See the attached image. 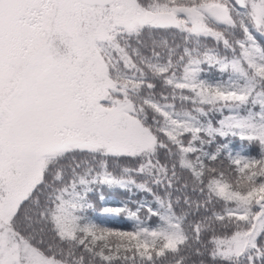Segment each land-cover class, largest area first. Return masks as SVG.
<instances>
[{
	"label": "snow or ice",
	"instance_id": "snow-or-ice-1",
	"mask_svg": "<svg viewBox=\"0 0 264 264\" xmlns=\"http://www.w3.org/2000/svg\"><path fill=\"white\" fill-rule=\"evenodd\" d=\"M0 264H264V0H0Z\"/></svg>",
	"mask_w": 264,
	"mask_h": 264
},
{
	"label": "trees",
	"instance_id": "trees-1",
	"mask_svg": "<svg viewBox=\"0 0 264 264\" xmlns=\"http://www.w3.org/2000/svg\"><path fill=\"white\" fill-rule=\"evenodd\" d=\"M102 203H105V206L118 207L120 204V198L109 197ZM97 222L102 223L108 227L119 228V229H128L131 227V221L124 217H101L98 219Z\"/></svg>",
	"mask_w": 264,
	"mask_h": 264
}]
</instances>
